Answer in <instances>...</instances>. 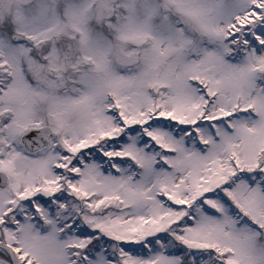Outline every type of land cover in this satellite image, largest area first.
I'll list each match as a JSON object with an SVG mask.
<instances>
[{
  "label": "snow or ice",
  "instance_id": "1",
  "mask_svg": "<svg viewBox=\"0 0 264 264\" xmlns=\"http://www.w3.org/2000/svg\"><path fill=\"white\" fill-rule=\"evenodd\" d=\"M0 264H264V0H0Z\"/></svg>",
  "mask_w": 264,
  "mask_h": 264
}]
</instances>
